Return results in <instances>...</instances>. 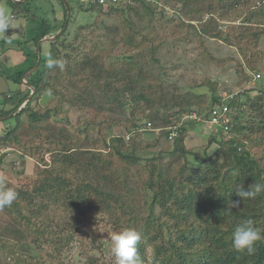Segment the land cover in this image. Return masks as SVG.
Here are the masks:
<instances>
[{"label": "trees", "instance_id": "16d2710c", "mask_svg": "<svg viewBox=\"0 0 264 264\" xmlns=\"http://www.w3.org/2000/svg\"><path fill=\"white\" fill-rule=\"evenodd\" d=\"M162 1L160 13L164 14L167 5L172 6L176 0ZM193 1L200 0H184L181 13L200 14L202 10L199 8L194 7L193 10ZM217 1V6L221 7L219 10L214 9L213 5L210 7L199 5L211 14L212 20L220 11L242 6L243 2L247 3L249 0ZM257 1L260 8L254 10L252 16H258L261 22L249 24L241 22L230 25L224 31L218 29V25L212 29L214 25L207 23L199 31L201 38H219L242 50L247 67L236 57L212 58L220 66L235 60L239 72L242 73L243 84L246 85L255 76L252 77L248 69L260 74V70L264 72V67H261L258 59H254V56L264 53V49L259 45V41L264 38V0ZM88 4L87 10L135 13L139 15L141 21L144 19L139 12L141 8L151 14L157 13L158 9L146 0H119L107 7L92 2ZM46 25L47 19H41L37 42L50 34V29ZM68 31L69 27L62 35L49 42L51 47L46 57L44 58L42 54L37 69L26 76V81L36 89L33 97L27 100L30 96V91L27 90H19L15 93L13 91L11 95L9 92L5 96L3 104L0 105V117L8 115L6 119L12 117L11 124L0 128V146L20 150L22 164L27 162L35 168L34 175L31 174L33 177H30L32 178L30 185L18 183L16 186L12 184L7 186L0 182V189L11 188L18 193L12 205L1 210L13 219L23 222L27 235L21 239L31 242L37 250L47 244L52 245L53 248L50 253L51 259L48 260L38 254L18 253L15 250L18 242L0 239V249L11 258V264H63L62 259L59 258L65 247L75 240L81 218L93 212H106L116 228L122 230L133 228L140 234L141 240L137 248L143 264L157 262L160 264H264V240L256 243L257 251L253 256H248L246 252H238L232 246L234 225L241 219H252L264 235V193L255 199L242 201L239 208L230 207L231 200L239 199L235 194L237 185L243 184L247 188L252 183H264V165H262L264 132L262 135L258 133L260 155H255L251 151L252 147L248 140L249 129L252 130L256 126L264 128V121L256 122L248 128L244 122H239L242 116L237 115L239 111H244L247 115L248 107L253 111L250 113V120L257 121L258 118L264 117V90L261 84L255 83L228 100L231 108L230 133L228 135L222 131L219 134L209 133V140L202 148L189 147L186 144L188 128L191 123H195L193 121L181 125L178 134L172 140L168 139L169 132H161L158 141L172 143L171 149L168 150L172 158L167 161L163 162L162 157L158 159L162 155L149 160L137 156L132 150L124 151L122 148L125 149V139L110 134V140H107L105 136L107 124L103 122L96 128L104 147L98 150L85 149L77 143L72 144V136H75L67 130L71 127V123L69 119L59 117L58 109L40 111L31 107L32 102L40 99L49 89L54 96L59 93L56 86L60 82L59 75H62V71H57V67L47 68L46 62L49 55L53 59H61L65 50H60V47L67 43L65 39L68 38ZM128 35L134 36L138 51H143L147 46L157 49L163 40L162 37L153 38L151 34L132 27L127 28ZM69 42H72V38ZM82 45L81 42L76 44L80 47ZM151 57L153 58V54ZM86 58L82 67L85 68L91 63L96 69L91 73L76 75L75 81L79 83L87 81L89 88L98 89V94H101L102 98L97 100H117L121 110H129L130 114L125 118L128 123H133L132 128H129L133 131L128 133L138 132L135 131L137 127L148 122L154 121L155 127L171 126L180 119L181 114L173 108L174 105L169 108L166 104H161L170 96L168 91L172 83L165 81L164 77L148 76L147 73L145 76L144 64L137 66L130 63L137 61L134 55L128 56L126 62L115 61L108 65H104L102 61L100 63L98 60H90V56ZM102 60L104 61L103 58ZM157 60L160 61L158 58ZM37 61L36 58L30 61L25 69H19L17 76L14 77L15 81L23 83L25 72L32 69ZM98 65L100 67L97 69ZM54 70L57 73H54ZM101 71L104 72L103 75L107 80L102 81L97 78L101 76ZM209 85H212L213 90L211 102L202 103L204 94L198 95L193 92L189 94L193 101L192 111L204 116H208L210 110L223 100L221 95H218L217 87L213 83ZM128 95L131 97L128 98ZM244 95L246 98L242 99ZM91 100L95 99L91 98ZM25 101H27L26 105L22 106ZM151 103L157 106L155 110L158 113V108L169 109L167 115L161 117L155 111L149 117L152 107L148 104ZM60 104L64 103L59 100L57 106L59 107ZM95 104L98 105L97 102ZM96 110L97 113L102 112ZM63 112L65 114V109ZM138 112L141 114L137 115ZM25 115L26 119H24ZM159 115L161 119L163 118L162 123L156 125L160 119ZM41 149L45 150L44 154L51 155V161H46L44 156L41 157L39 154ZM7 154L3 153L0 156V165L3 164ZM31 159H36L37 162H32ZM129 171L133 172L137 179V190L129 189V182L122 179V176ZM53 205L61 207L65 213L63 219L66 221L61 224L63 227L60 224L51 225L49 221L48 214ZM149 243L154 248L153 263L149 261L146 251V245ZM84 264L105 263H99L95 257H89Z\"/></svg>", "mask_w": 264, "mask_h": 264}, {"label": "rangeland", "instance_id": "374dc122", "mask_svg": "<svg viewBox=\"0 0 264 264\" xmlns=\"http://www.w3.org/2000/svg\"><path fill=\"white\" fill-rule=\"evenodd\" d=\"M88 2L89 0H84V3L81 2V5H83V7L84 5H89ZM162 2V0L158 3L153 2L152 5L158 7L157 13L154 14L141 8L139 12L144 17L142 21L139 20V15L129 12L128 14H124L121 11L100 12L96 9L76 10L75 15L78 16V22H71L69 31L67 32L68 38L65 39L67 43L60 47V50L64 49L65 52L59 60H63L65 63L63 69L60 67L56 68L57 71H62V75H59L60 84L58 83V86H56V89H58L57 92L59 93H57V95L55 94V96H57L55 98L53 94L48 96L47 92H45L41 95L40 99H35L31 104L34 110L42 111L44 109H53V111H55L58 109L61 119H69L71 127L67 128V130L75 136H72V144L77 143L85 149L98 150V148H103L104 146L100 141L101 137L96 128V126H100L103 122L107 124V127L105 125V136L107 140H110V134L119 135L125 139V149L124 147L122 148L124 151L132 150L137 156L149 160L154 159V157H159L160 155L162 156L158 159L162 157L163 162L172 158L168 152L172 147V143L164 140H160L161 143L158 141L161 132H167L165 131L166 126L160 125L155 127V122L151 119L153 123L150 128L145 131L131 133L130 135L128 132L133 131L129 129L132 128L133 123H128L125 118V116L130 114L129 110H121L117 100H97L98 98H102L100 96L101 94H98V89L94 87L89 88L87 86L89 83L86 84L87 81L84 83L75 81L74 77L76 75H83L95 71L94 69H96V66L91 63L85 68L82 67V63L85 62L88 56H90V60H98L100 63L102 61L104 65H108V63H113L115 61H120L121 63L126 62L128 61V56L134 55L137 61L130 63L136 64L137 66L138 64L140 66L144 64L145 76L147 73L148 76L164 77L165 81L172 83V87L168 91L170 96L166 98V102H162L161 104H166L169 108L174 105L173 108L179 112L178 114H181L180 117L192 111L191 108L193 105L191 102L193 101L189 96L190 93L193 92L198 95L204 94L205 98L202 97V103L204 101H212L213 90L212 85H209L210 83H213V85L217 87L218 95L221 96L225 93L235 96L239 91L243 92L244 89H247L255 83L261 84L262 90H264V72L262 70H260L262 75L258 78L256 77L257 71L246 68L251 72L252 77L255 75L253 80L246 85V83L243 84V76L242 73L239 72L235 60H230L220 66L215 63L212 58L236 57L247 67L245 54L240 48L219 38L206 39L205 37L201 38L199 36V31L207 23L209 25H214L212 29H215L218 25V29L224 31L230 25L233 26L241 22H247L246 24L261 22V18L252 16V12L260 8L257 0H249L247 3L243 2V5L241 4L242 6L224 9L220 11L213 20L211 14L207 13V10L199 5L206 7L213 5L214 9L219 10L221 7L217 6V0L193 1V10L194 7L199 8L202 10L200 14H196V12L193 14L181 13L184 0H176L175 4L172 6L168 4L166 7L167 10L165 11L166 13L161 14L162 6L159 5V3L162 4ZM13 7V5L6 4L5 1H0V10L5 11L10 16L15 8ZM84 9L86 8L84 7ZM46 19L49 24L51 19ZM130 27L141 30L144 33H149L153 38L162 37L161 46L157 49L147 46L143 51H138V44L136 43L135 45L134 36H127V28ZM56 34L57 32L54 35ZM5 36H9V33H6ZM71 38L72 42H69ZM85 40L87 41L86 43ZM51 41L41 46V53L44 58L51 47V43H49ZM78 42L83 44L82 47L76 46ZM67 44H69V46ZM1 45H3L2 42ZM259 45L264 49V38L262 41H259ZM23 49V52H12L13 49H11L10 52L3 54L4 56H0L1 61L3 62L4 60L6 62L4 66L0 65L2 67H0V102L4 101L5 96L9 94L10 90L14 91V93L19 90L30 91L29 98H32L36 91L34 86V88L28 86L29 82L26 81V77L22 78L23 83L20 84L14 79V77L17 76V72L20 71L19 69L26 68V60H30L28 55L24 54V52H27L28 47L23 44ZM39 53L40 51L38 52V57ZM151 54H153V58ZM23 57H25L24 62ZM157 58L160 60L159 62ZM254 59H258V63L262 68L264 67V53L254 56ZM101 66L103 65L101 64ZM99 67L98 65L97 69ZM56 70H54V73H57ZM121 70H123V68H121ZM123 71L126 72V70ZM25 73H27V71ZM103 73L104 72L101 71V76H97V78L105 81L107 78ZM206 83L207 85H205ZM24 86L27 88H23ZM150 91L149 89L148 92L150 93ZM128 96V98L131 97L130 95ZM91 98L95 100H91ZM245 98V95L242 96V99ZM59 100L64 104H60L58 107ZM93 101H95V103L97 102L98 105ZM24 105H26V103L22 104V106ZM148 106L152 107L149 116L151 117V115H153L152 112L155 113L157 110V108H155L157 106H154L153 103L148 104ZM64 109L65 114L63 112ZM96 109L102 112L97 113ZM158 109L159 113L158 111H156V113L160 114L161 117L167 115L169 111V109ZM247 112L246 115V112L239 111L237 115L238 117L242 116L239 122H244L248 128L256 122L264 121L263 116L260 119L258 118L257 121L253 119L250 120V113H253V111L247 107ZM140 114L141 112L137 113V115ZM256 114L257 113H255V115ZM244 115L246 116L244 117ZM7 117H9V115ZM161 117L160 119L157 118L158 123L156 125L162 123L163 118L161 119ZM6 118L0 121V128L7 124H11L12 117L9 119ZM26 118L27 116L25 115L24 119ZM188 129L193 130L198 138L197 143L199 144H195L198 146L194 148H202L207 144L210 130L207 129L205 124L196 122L191 123ZM250 129L248 140L252 147L251 151L255 155H260V141H257L259 139L258 133L262 135L264 128L256 126L252 128V130ZM188 134L192 135L191 133ZM190 146H192V144ZM44 152V149L39 151L41 157L44 156L46 161H51V155L49 153L44 154ZM4 153L8 154L4 157L3 164L0 165V182L7 186L9 184L16 186L18 183L30 185L32 181L30 177H33L31 174L35 172V168L31 167V164L27 162L22 164L20 160V150L16 151L11 148L10 151ZM31 161L37 162L36 159H31ZM39 161L42 160L39 159ZM109 161L113 162L112 159H109ZM262 165H264V162ZM27 167L29 168L27 169ZM122 177L123 180L129 182V189L137 190V179L134 177L133 172L129 171ZM39 217L40 216H38V218ZM48 217L51 225L54 226L57 224L61 225L66 221L63 219L65 218V213L62 211L61 207H56L54 205L51 207ZM121 230L122 229L115 227L112 218L106 212L90 213L81 218L80 229L75 240L65 247L59 259H62L63 264H84L89 257H95L99 263L115 264V256L112 253L111 236L113 233ZM25 235H27V231L23 228V222L18 219H13L0 209L1 240L11 239L18 242L15 246V250L18 253L29 255L38 254L48 260L51 259L50 253H52L53 250L52 245L47 244L42 249L40 248L37 250L35 248L36 246L31 242L21 239L23 236L25 237ZM146 251L149 261L153 263L154 248L150 243L146 245ZM0 264H11V258H8L7 254L1 249ZM153 264L160 263L157 262Z\"/></svg>", "mask_w": 264, "mask_h": 264}, {"label": "crops", "instance_id": "0c3cea01", "mask_svg": "<svg viewBox=\"0 0 264 264\" xmlns=\"http://www.w3.org/2000/svg\"><path fill=\"white\" fill-rule=\"evenodd\" d=\"M0 1H5L6 4L13 5L15 7V8L13 7L14 9L11 13L12 26L6 32L9 33V36L6 37L5 36L6 33L0 34V56L10 52L11 49H13L12 52H23L24 51L23 44H24L25 46L28 47L27 52H24V54L28 55L29 52L28 58L30 59V60H26V67L28 66L30 61H34L36 58L39 60L37 54L39 52V48H38L39 45L36 37L38 35V32L40 31L41 19L45 17L51 19L50 23L48 24L47 22L46 25L47 28L50 29L49 32L50 34L46 37H51L56 32L58 33L59 31H61L66 23H68L67 27L70 28L71 22L73 21L75 23L78 22L77 19L78 16L75 15L77 9L87 10L84 9V7L85 8L87 7V5H84V7L83 5H81V2L84 3V0H66L68 2L69 8L67 7L64 0H0ZM1 42L3 45H1ZM46 42H43L41 46H44V43ZM35 51L37 52L35 53ZM24 58L25 57H23V62H24ZM5 63L6 62L4 60L2 62L0 59V65L4 66ZM27 74L28 72L24 75V77L27 76ZM23 88L26 87L24 86ZM9 92L10 95L13 93V91L11 90ZM2 102L3 101L0 102V105L3 104ZM26 102L27 101H25L24 103ZM189 133H191L192 135L188 134L186 138V144L189 147L198 146L195 145L199 143H197L198 138L196 137L193 130H189ZM191 144L192 146H190Z\"/></svg>", "mask_w": 264, "mask_h": 264}, {"label": "clouds", "instance_id": "9594fccd", "mask_svg": "<svg viewBox=\"0 0 264 264\" xmlns=\"http://www.w3.org/2000/svg\"><path fill=\"white\" fill-rule=\"evenodd\" d=\"M12 26V17L5 11L0 10V34H4ZM64 61L53 59L49 55L46 67L64 68ZM47 95L51 96L52 91L47 90ZM264 193V183H252L245 188L243 184L237 185L235 194L238 200H231V208H239L244 200L255 199L258 195ZM18 193L11 188L0 189V209L11 206L17 199ZM141 240L140 234L133 228H126L115 232L111 236L112 253L115 256V264H143L138 253V242ZM264 240L261 230L255 226L252 219H241L234 225L232 233V246L238 252H246L248 256L255 255L256 243Z\"/></svg>", "mask_w": 264, "mask_h": 264}, {"label": "built area", "instance_id": "2783aa9c", "mask_svg": "<svg viewBox=\"0 0 264 264\" xmlns=\"http://www.w3.org/2000/svg\"><path fill=\"white\" fill-rule=\"evenodd\" d=\"M118 1L119 0H89V2L101 4V5H104L105 7L111 4H115ZM146 1L152 4L153 2L155 3L160 2V0H153V1L146 0ZM159 5L162 6V4L160 3ZM256 77L258 78L261 77V74L257 73ZM221 97L223 100H221L220 103L216 104L212 108V110H210L208 116H204L203 114H200L196 111H192L180 117V119L174 122V125L166 126L165 131L169 132L168 139L172 140L178 134V129L181 127V125H183L187 121H193L196 123L205 124L206 127L210 130V133L219 134V132L222 131L223 133L228 135L230 133V127H231L230 126L231 117L229 114L231 111V108L228 105L229 103L228 100L233 98V94L229 95L225 93ZM151 126H152V123L148 122L146 125L138 126L135 131H138V132L144 131L150 128ZM10 149H11L10 147L5 148L3 146H0V154L2 155L4 152H8L10 151Z\"/></svg>", "mask_w": 264, "mask_h": 264}, {"label": "water", "instance_id": "95a60500", "mask_svg": "<svg viewBox=\"0 0 264 264\" xmlns=\"http://www.w3.org/2000/svg\"><path fill=\"white\" fill-rule=\"evenodd\" d=\"M64 2L66 3L67 7L69 8L68 2L66 0H64ZM67 26H68V23H66L64 25L63 29L61 31H59L56 35H53L51 37H45L44 39H41L39 41V51H40V53H39V60H38L37 64L28 72V74L33 73L37 69L38 64L40 63V60H41V57H42V53H41V45H42V43L43 42H46V41L48 42V41H51V40H54V39L58 38L61 34L64 33V31L66 30ZM28 86L31 87V88L33 87L30 83H28ZM29 99L30 98L28 97L27 100H29ZM4 118H6V117H0V121L1 120H4Z\"/></svg>", "mask_w": 264, "mask_h": 264}]
</instances>
